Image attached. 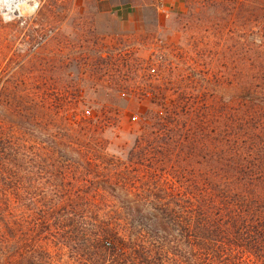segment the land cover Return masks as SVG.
<instances>
[{
  "label": "trees",
  "instance_id": "16d2710c",
  "mask_svg": "<svg viewBox=\"0 0 264 264\" xmlns=\"http://www.w3.org/2000/svg\"><path fill=\"white\" fill-rule=\"evenodd\" d=\"M203 5L240 13L226 27L254 37L219 130L209 111L185 132L174 109L123 160L75 98L0 88L2 264H264V0Z\"/></svg>",
  "mask_w": 264,
  "mask_h": 264
},
{
  "label": "rangeland",
  "instance_id": "374dc122",
  "mask_svg": "<svg viewBox=\"0 0 264 264\" xmlns=\"http://www.w3.org/2000/svg\"><path fill=\"white\" fill-rule=\"evenodd\" d=\"M206 1L0 0L2 97L20 84L39 97L47 88L52 99L75 98L81 117L105 120L108 153L123 160L174 109L185 132H193L188 119L209 111L219 130L231 119L229 106L245 96V47L254 37L226 27L241 16L226 6L198 13L194 5ZM235 1L237 9L260 3ZM11 119L6 111L2 125Z\"/></svg>",
  "mask_w": 264,
  "mask_h": 264
},
{
  "label": "built area",
  "instance_id": "2783aa9c",
  "mask_svg": "<svg viewBox=\"0 0 264 264\" xmlns=\"http://www.w3.org/2000/svg\"><path fill=\"white\" fill-rule=\"evenodd\" d=\"M36 7V6H35ZM133 121L134 122H139L140 120H139V117L138 116H135V117H133Z\"/></svg>",
  "mask_w": 264,
  "mask_h": 264
},
{
  "label": "crops",
  "instance_id": "0c3cea01",
  "mask_svg": "<svg viewBox=\"0 0 264 264\" xmlns=\"http://www.w3.org/2000/svg\"><path fill=\"white\" fill-rule=\"evenodd\" d=\"M103 3H104V5H105V6H107V4H106V2H105V1H104ZM108 5H109V3H108ZM110 6H112V5H111V2H110Z\"/></svg>",
  "mask_w": 264,
  "mask_h": 264
}]
</instances>
